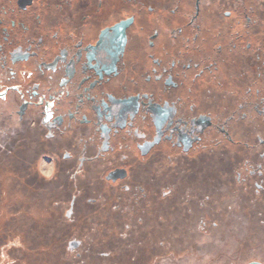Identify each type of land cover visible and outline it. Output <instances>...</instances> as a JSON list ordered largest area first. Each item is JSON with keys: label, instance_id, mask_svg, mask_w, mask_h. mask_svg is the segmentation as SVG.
<instances>
[{"label": "flooded vegetation", "instance_id": "af4514ba", "mask_svg": "<svg viewBox=\"0 0 264 264\" xmlns=\"http://www.w3.org/2000/svg\"><path fill=\"white\" fill-rule=\"evenodd\" d=\"M0 169L50 264H264V0H0Z\"/></svg>", "mask_w": 264, "mask_h": 264}, {"label": "rangeland", "instance_id": "374dc122", "mask_svg": "<svg viewBox=\"0 0 264 264\" xmlns=\"http://www.w3.org/2000/svg\"><path fill=\"white\" fill-rule=\"evenodd\" d=\"M11 179V174H6V172L0 169V264H34L33 261L36 260V257L39 258L40 263L38 264H50V261H52L51 257L53 256H57V260L61 259L65 255L66 241L70 238L71 234H74L70 230L73 227H79V221L72 224V226L65 225L64 232H44L46 228L44 227L45 224L48 223L49 225V223H52L50 218H47L44 212L38 211V203H36L33 197L26 196L24 199H21L20 189L15 184L12 185L10 183ZM23 200L25 203L22 208L21 204L18 205L17 203ZM21 212L24 214L16 215V213ZM39 226L42 229L38 231L37 228ZM98 231L92 232L94 239L105 241L112 240L116 236L115 232L103 233L101 230ZM40 236L45 237L40 239ZM32 244L34 245L32 246ZM20 246L24 251V255L18 253V251L20 252ZM94 247L96 250L103 251L111 248L108 245L97 248L96 244ZM32 249L34 250L32 251ZM38 249L41 252L36 253L35 250ZM156 249L158 251L152 253V255L161 254V249ZM146 250L147 248L144 249V251ZM55 264L61 263L56 262Z\"/></svg>", "mask_w": 264, "mask_h": 264}]
</instances>
